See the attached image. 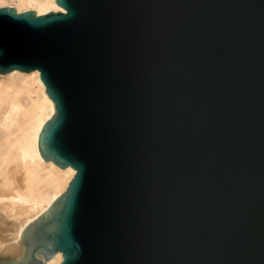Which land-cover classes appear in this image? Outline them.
Returning <instances> with one entry per match:
<instances>
[{
    "label": "water",
    "instance_id": "95a60500",
    "mask_svg": "<svg viewBox=\"0 0 264 264\" xmlns=\"http://www.w3.org/2000/svg\"><path fill=\"white\" fill-rule=\"evenodd\" d=\"M54 3L0 7V75L38 72L74 174L0 264H264V0Z\"/></svg>",
    "mask_w": 264,
    "mask_h": 264
},
{
    "label": "bare ground",
    "instance_id": "6f19581e",
    "mask_svg": "<svg viewBox=\"0 0 264 264\" xmlns=\"http://www.w3.org/2000/svg\"><path fill=\"white\" fill-rule=\"evenodd\" d=\"M16 12L62 11L54 0H0ZM53 114V103L38 72L13 69L0 75V256L20 260L23 229L40 216L64 191L74 174L43 163L36 147L38 131ZM56 252L43 264H58Z\"/></svg>",
    "mask_w": 264,
    "mask_h": 264
},
{
    "label": "rangeland",
    "instance_id": "374dc122",
    "mask_svg": "<svg viewBox=\"0 0 264 264\" xmlns=\"http://www.w3.org/2000/svg\"><path fill=\"white\" fill-rule=\"evenodd\" d=\"M20 239V238H19ZM9 257H2L0 256V261H4V260H7Z\"/></svg>",
    "mask_w": 264,
    "mask_h": 264
}]
</instances>
